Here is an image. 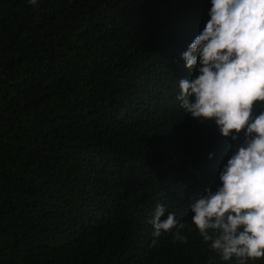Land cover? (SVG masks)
Returning <instances> with one entry per match:
<instances>
[{
	"label": "trees",
	"instance_id": "trees-1",
	"mask_svg": "<svg viewBox=\"0 0 264 264\" xmlns=\"http://www.w3.org/2000/svg\"><path fill=\"white\" fill-rule=\"evenodd\" d=\"M210 9L0 0V264H226L191 205L221 186L244 136L222 137L177 99L199 74L182 54ZM158 204L183 227L154 236Z\"/></svg>",
	"mask_w": 264,
	"mask_h": 264
},
{
	"label": "clouds",
	"instance_id": "clouds-1",
	"mask_svg": "<svg viewBox=\"0 0 264 264\" xmlns=\"http://www.w3.org/2000/svg\"><path fill=\"white\" fill-rule=\"evenodd\" d=\"M209 17L182 54L188 69L199 60V74L179 82L177 99L193 119L214 121L222 137L243 133L244 140L222 169L221 186L191 205V221L221 261L248 264L264 258V110L254 114L264 105V0H211ZM149 223L156 237L183 227L159 204Z\"/></svg>",
	"mask_w": 264,
	"mask_h": 264
}]
</instances>
